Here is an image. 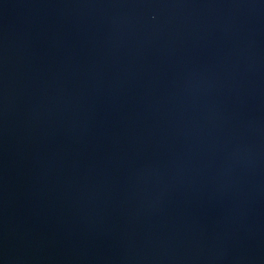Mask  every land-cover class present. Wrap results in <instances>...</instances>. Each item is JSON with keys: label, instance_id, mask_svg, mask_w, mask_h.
Listing matches in <instances>:
<instances>
[{"label": "water", "instance_id": "1", "mask_svg": "<svg viewBox=\"0 0 264 264\" xmlns=\"http://www.w3.org/2000/svg\"><path fill=\"white\" fill-rule=\"evenodd\" d=\"M0 264H264V0H0Z\"/></svg>", "mask_w": 264, "mask_h": 264}]
</instances>
